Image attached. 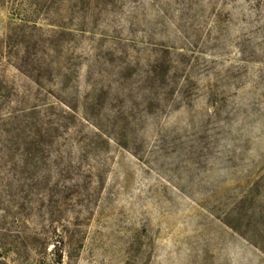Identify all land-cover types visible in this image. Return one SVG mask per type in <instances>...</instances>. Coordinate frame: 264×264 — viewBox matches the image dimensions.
Returning <instances> with one entry per match:
<instances>
[{
  "label": "rangeland",
  "instance_id": "374dc122",
  "mask_svg": "<svg viewBox=\"0 0 264 264\" xmlns=\"http://www.w3.org/2000/svg\"><path fill=\"white\" fill-rule=\"evenodd\" d=\"M0 264H264V0H0Z\"/></svg>",
  "mask_w": 264,
  "mask_h": 264
}]
</instances>
